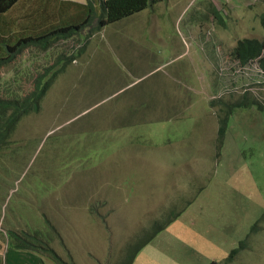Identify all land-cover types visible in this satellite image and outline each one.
<instances>
[{"label":"rangeland","instance_id":"1","mask_svg":"<svg viewBox=\"0 0 264 264\" xmlns=\"http://www.w3.org/2000/svg\"><path fill=\"white\" fill-rule=\"evenodd\" d=\"M54 1L0 16V42ZM63 7L66 26L94 20L0 69V96L20 99L66 68L0 146V234L35 264H264V70L233 54L264 40V0H162L101 29L98 2Z\"/></svg>","mask_w":264,"mask_h":264},{"label":"trees","instance_id":"2","mask_svg":"<svg viewBox=\"0 0 264 264\" xmlns=\"http://www.w3.org/2000/svg\"><path fill=\"white\" fill-rule=\"evenodd\" d=\"M21 1L22 0H0V16L2 17L3 14H6L12 7L16 6ZM86 1L87 5H80L71 1L64 2L62 0H57L54 1L51 5L46 4V7H39L40 11L33 14L38 19L37 22L39 23L35 24L34 26L29 25L30 28L27 29L29 30V35L18 38L17 41L13 44H9L7 40L0 42V69L2 66H4V64H8L13 61L16 55L24 51L26 48L36 47L46 50L50 47V44L54 40L58 38L63 40L69 39L72 36L77 35L79 31L85 27V25L87 26V24H90L89 22L91 20H94V16L88 15L85 19L82 18V22L78 24H72V22H70L71 24H68L66 26L64 25V22L66 20L60 14L65 8L63 7V5H70V7L73 6L75 8L77 7L79 10H82V8L85 7L86 9H89L90 14L92 13L93 15L95 12L94 4L95 2H98L99 15L97 17V28L101 29L105 26L122 21L123 19H126L138 12H141L145 10L149 5L152 6L158 2H161L162 0ZM56 8L58 10H56ZM82 12L83 15H85V12ZM51 14L60 17V24H63V26L58 27L60 25H56L55 22L54 26L49 27L47 30L43 29L44 25L45 27H47L45 21L49 18ZM261 23L264 27V13L261 15ZM80 38L82 46L79 51H84L85 40L82 35L80 36ZM233 54L234 57L238 58V60L244 65L251 60L257 59L260 64V68L264 70V40L260 41L252 39H243L235 47V51ZM72 58L74 59L75 56L71 57V60ZM64 68L65 67L63 65L62 68L57 71H54V68L50 71L46 70L45 75H41L35 79L33 91H31L28 95L21 97L20 99L18 97L4 98L3 96H0V146H2L3 144H8V138H10V135L12 134L14 128L22 117L29 114L30 112L39 110L41 101L46 96L47 91L50 89L58 74L62 70L64 71ZM219 133L223 134V128L220 130ZM6 234L7 237L10 238V240L15 238L20 242L18 243V245H16L17 249H26L28 251L36 252L34 248L35 246L30 247L27 243L22 244L23 242H25L23 240L24 237H22L21 235L19 236L18 233H16L15 231L7 230ZM47 251H50L52 255V251L50 249H47ZM238 251L239 249H233L232 254H230V258H233ZM134 259L135 257L133 258V260Z\"/></svg>","mask_w":264,"mask_h":264},{"label":"crops","instance_id":"3","mask_svg":"<svg viewBox=\"0 0 264 264\" xmlns=\"http://www.w3.org/2000/svg\"><path fill=\"white\" fill-rule=\"evenodd\" d=\"M62 1L69 2V0L68 1L67 0H62ZM71 2H73V1H71ZM86 51L87 50H84L82 52L81 56L85 55ZM80 57H78V58H80ZM77 59H76V61L74 60L72 62V65L73 64H75V65L78 64L79 60H77ZM140 62H141L140 58L138 60H136V62H135L136 68H137V66L139 65ZM128 64L129 63H127V62L124 63V65H128ZM123 67H124V71L121 72L123 74V76L121 77L122 79L128 78V76L133 74L134 71H135V70L130 69L129 66H123ZM65 69H64V71H65ZM154 71H155V68H153L150 71H146V72L142 71V72H140L139 75L134 78L133 82H135L137 80H141V79L147 77L149 74L153 73ZM131 85H132L131 82L127 83V82L124 81V83L120 87V90L115 92V93H119V92L122 91V89L130 87ZM3 236H4L3 234H0V264H35V263H33V260L35 258H37V256L34 253H31V252H28V251H21L20 249L16 248V245H15V249H13L11 247V242L4 240Z\"/></svg>","mask_w":264,"mask_h":264},{"label":"clouds","instance_id":"4","mask_svg":"<svg viewBox=\"0 0 264 264\" xmlns=\"http://www.w3.org/2000/svg\"><path fill=\"white\" fill-rule=\"evenodd\" d=\"M255 60H257V59H255ZM251 61H252V60H251ZM3 234H4V236L7 237L6 232H3ZM7 239H8V241H10V242L12 241V240H10V238H8V237H7ZM23 240L25 241V240H27V238H24ZM14 241H15V244H16V245H18V243H20V242H19L18 240H16L15 238H14ZM14 247H15V246H14ZM20 250H21V251H28V250H26V249H20ZM28 252L36 253V252H32V251H28ZM232 259H233V258H232Z\"/></svg>","mask_w":264,"mask_h":264}]
</instances>
